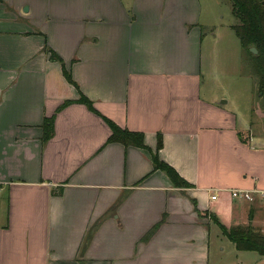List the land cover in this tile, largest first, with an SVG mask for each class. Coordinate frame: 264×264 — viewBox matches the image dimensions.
I'll return each mask as SVG.
<instances>
[{"label":"crops","instance_id":"1","mask_svg":"<svg viewBox=\"0 0 264 264\" xmlns=\"http://www.w3.org/2000/svg\"><path fill=\"white\" fill-rule=\"evenodd\" d=\"M211 11L199 0H0V264H212V242L218 264L264 262L224 234L264 235V203L229 193L264 189V111L250 95H216L221 74L238 73L240 41L219 46ZM79 93L143 133L146 149L108 143L84 104L56 112ZM159 134V159L191 187L154 170Z\"/></svg>","mask_w":264,"mask_h":264},{"label":"trees","instance_id":"2","mask_svg":"<svg viewBox=\"0 0 264 264\" xmlns=\"http://www.w3.org/2000/svg\"><path fill=\"white\" fill-rule=\"evenodd\" d=\"M227 1L231 6V12L234 17V24L231 28L241 44L243 64L245 68H248L247 73L252 75L256 81L254 102L264 111V0ZM251 49H256L258 53H253ZM48 51L50 53V60L61 63L66 80L79 91L77 84L73 81L72 75L67 72L63 60L53 51ZM79 96V99L76 101H66L63 103L56 112L59 113L73 103L84 104L91 112L102 117L110 127L112 135L108 143H120L125 147L135 146L146 149L143 133L122 129L115 122L101 115L95 109L90 99L82 93H79ZM55 118L56 115L44 120L43 144H46L54 136ZM162 148L163 136L159 134L156 152L152 154L154 170H160L167 174L176 187H191L171 165L159 159V152ZM224 234L234 243L237 250L255 252L260 256H264V235L255 231L251 226H238L230 229L224 227Z\"/></svg>","mask_w":264,"mask_h":264},{"label":"rangeland","instance_id":"3","mask_svg":"<svg viewBox=\"0 0 264 264\" xmlns=\"http://www.w3.org/2000/svg\"><path fill=\"white\" fill-rule=\"evenodd\" d=\"M199 2L201 4V7L203 8V11H205L207 13H212L213 11H211V10H213V9L215 10L216 8L219 10V15L221 18H220V20L214 22V26H216L215 27L216 30H218V33H221L220 39L222 41L219 42V46L220 47L224 46L223 48L235 47V41H237L235 39H238V38L231 28V26L234 23V18H233L231 8H230L228 1L222 0V2H220V0H216V3H215L214 0H199ZM223 16H224V18H222ZM204 30H207V29L204 28ZM229 35H232V37H233L232 39H234V40H231V36L229 37ZM239 43L240 42H238V49L240 52V64H239L238 73L236 76L231 71H229L227 73L225 71L224 73H222L221 74V75H223L222 79H223L224 83L227 84L228 87H226L225 89H221V88L217 87V89H216V92H217L216 95L217 96L222 97V95H223V96H225L223 98H226L227 96H229L233 102L234 101L235 102H239V101L243 102L244 97L249 98V95H250L251 99L254 100L255 91H256V81L252 75H249L247 73L248 68L247 67L245 68V66L243 64L242 48H241ZM219 58L221 59L222 56ZM67 72H70V70L67 69ZM249 86H251V88L247 92V88ZM222 100H224V99H222ZM233 102H232V104H233ZM254 106H255V104H254ZM259 120L260 119H258L256 121H259ZM262 129H263V126L260 123L259 132L260 131L262 132ZM212 248H213L212 264H218L217 261H219V260L217 258V254L215 253V244L213 242H212ZM242 262H243L242 264H250V260H248V262H246V263H245V261H242ZM254 264H264V262H261V263L255 262Z\"/></svg>","mask_w":264,"mask_h":264},{"label":"built area","instance_id":"4","mask_svg":"<svg viewBox=\"0 0 264 264\" xmlns=\"http://www.w3.org/2000/svg\"><path fill=\"white\" fill-rule=\"evenodd\" d=\"M229 193L234 200L253 203L256 199H259L264 203V189H231L229 190ZM217 199V195L212 196L213 201H216Z\"/></svg>","mask_w":264,"mask_h":264},{"label":"water","instance_id":"5","mask_svg":"<svg viewBox=\"0 0 264 264\" xmlns=\"http://www.w3.org/2000/svg\"><path fill=\"white\" fill-rule=\"evenodd\" d=\"M253 53L257 54V50L256 49H251Z\"/></svg>","mask_w":264,"mask_h":264}]
</instances>
